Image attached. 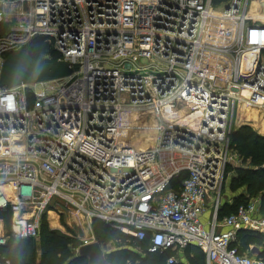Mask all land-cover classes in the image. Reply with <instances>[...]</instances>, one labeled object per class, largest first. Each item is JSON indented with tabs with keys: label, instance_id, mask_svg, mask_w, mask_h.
<instances>
[{
	"label": "built area",
	"instance_id": "built-area-1",
	"mask_svg": "<svg viewBox=\"0 0 264 264\" xmlns=\"http://www.w3.org/2000/svg\"><path fill=\"white\" fill-rule=\"evenodd\" d=\"M249 1L0 0V74L39 38L79 65L0 87V209L12 232L39 236L58 200L151 253L195 246L206 264H264L232 246L240 230L264 232L260 202L219 218L236 111L264 121V21L248 16ZM133 112L134 129L151 118L156 146L121 140Z\"/></svg>",
	"mask_w": 264,
	"mask_h": 264
},
{
	"label": "trees",
	"instance_id": "trees-1",
	"mask_svg": "<svg viewBox=\"0 0 264 264\" xmlns=\"http://www.w3.org/2000/svg\"><path fill=\"white\" fill-rule=\"evenodd\" d=\"M214 2L216 5H221L228 0H214ZM28 53L36 59L45 58L48 54L55 59L58 58V54L52 47L40 38L32 42L28 48ZM233 144H235V150L241 158L244 160L251 159L253 168L237 167L239 175L232 176L229 189L232 192L238 189L245 190V192L260 190L261 211L264 214V136L254 132L248 126H242L231 134L232 148ZM181 180L182 178L177 183H180ZM235 199L232 200V203L225 202L221 206L219 210L220 219L235 212L240 205L248 203V200H245V202L235 206L233 203ZM46 215L42 218L39 235L42 248L41 260L37 261L36 247L31 243L34 237L17 238L10 235L4 244H0V264H88L85 258H74L77 253L72 248H79L83 243L77 237L50 229L46 222ZM0 219L10 228L13 213L10 209H0ZM92 226L96 239L103 248L112 244L116 246L111 251H107V260L110 264H168L167 260L175 255L172 250L157 253L148 252L145 243L129 238L110 228L99 219H94ZM127 243L134 247H144L147 257L142 258L137 255L133 247L131 249L125 246ZM232 246L236 247L239 253H248L249 256H252L251 250L254 247L259 250L258 257L264 259V233L240 230L237 240L233 242ZM183 254L187 261L186 264H206L205 254L198 247L189 246ZM175 264H185V262L180 261Z\"/></svg>",
	"mask_w": 264,
	"mask_h": 264
},
{
	"label": "rangeland",
	"instance_id": "rangeland-1",
	"mask_svg": "<svg viewBox=\"0 0 264 264\" xmlns=\"http://www.w3.org/2000/svg\"><path fill=\"white\" fill-rule=\"evenodd\" d=\"M263 9H264V6H262L260 11L264 12ZM248 109L249 107H241L236 111L237 118L234 124L233 131L237 130L238 128L242 126H248L254 132L264 136L263 114L257 110L248 111ZM148 124H152L151 118L148 116L142 117V119L139 122V126H138L139 131H138V128L130 130L129 136L126 139L128 143L135 145L137 149H140V148L146 149V148L156 146V143L158 142V139H156V131H153L151 134H149L148 137L146 136ZM145 126L146 128H144ZM234 145L235 144H233V148L232 147L231 148L233 150V153L237 155V163L235 164V167L230 166L228 167L226 171L225 182H224L225 186L222 192V199L224 201H227L229 200L230 197L234 195V197L236 198L235 201L233 202L235 206L245 202V200L261 201V191L260 190L259 191L252 190L251 192H247V191L245 192V190L238 189L237 191L232 192L229 189L232 176L239 175L236 169L237 166L241 168H253L251 159L244 160L243 158H241L238 152L235 150ZM242 193L244 194V196H241L243 195ZM52 205L53 206L51 207L50 211H52V209L54 208L52 211L54 213L51 212L52 214L50 215V212H47V215H46V222L50 229L56 230L63 234H67L69 236L77 237L82 243L84 242L85 239H93V238L96 239L97 238L94 233L93 226L92 225L90 226V223L93 224V221H89L87 218H82L80 214L75 213L74 210L76 209V207L69 208L67 204H65L62 201H58V200H55ZM1 226L2 228H0V234L4 235L6 238H8L10 235L15 236L17 238H30L26 235H22V233H19V234L13 233L11 226L10 228H8L6 223L3 220L2 222H0V227ZM31 243L35 245L36 259L37 261H40L42 257L41 238L39 236H36L32 238ZM125 246L131 249L133 247V249L136 250L137 255H139L140 257L142 258L147 257L144 247H134V246L129 245L128 243ZM114 248H116V246L115 244H112V245L106 246V248L104 249L109 252ZM72 249L74 250L75 253H77L78 248H72ZM182 256L183 255L181 251L175 252L174 257L176 259H181ZM179 262L180 261H178L177 263Z\"/></svg>",
	"mask_w": 264,
	"mask_h": 264
},
{
	"label": "water",
	"instance_id": "water-1",
	"mask_svg": "<svg viewBox=\"0 0 264 264\" xmlns=\"http://www.w3.org/2000/svg\"><path fill=\"white\" fill-rule=\"evenodd\" d=\"M226 8L229 6L226 5ZM78 70V64L55 58L36 59L26 49H21L7 56L0 74V87L36 85L71 76ZM253 253L259 254V251L253 249ZM107 254L96 240L82 244L74 258H85L88 264H110Z\"/></svg>",
	"mask_w": 264,
	"mask_h": 264
},
{
	"label": "bare ground",
	"instance_id": "bare-ground-1",
	"mask_svg": "<svg viewBox=\"0 0 264 264\" xmlns=\"http://www.w3.org/2000/svg\"><path fill=\"white\" fill-rule=\"evenodd\" d=\"M264 5V0H250L248 2V6L246 9V13L248 14V16H254L255 18H259L262 21H264V12L260 11L261 7ZM264 10V9H263ZM250 60L247 59V63ZM243 107H245V105H243ZM251 110H255L252 108H249L248 111ZM169 111H171L172 114H176V116L180 117L181 119H183V117H185V115L187 113H189L188 108L184 107L181 110H176L173 107L169 108ZM256 115V114H255ZM252 116V115H251ZM138 117V114L133 112L132 114H126L125 116V128L122 130L123 133V138H121V140L124 142V140H126V137L129 136L130 130L134 129V127H136L137 123H136V119ZM253 117V116H252ZM258 119V118H257ZM146 125V124H145ZM263 125V123H262ZM139 131V130H138ZM153 131H156V126L154 123L152 124H148L147 125V131H146V136L148 137L149 134H151ZM151 138V137H150ZM150 140V139H149ZM155 141V140H154ZM135 146V145H134ZM136 147V146H135ZM142 149V148H140ZM50 211V215L54 212ZM88 236V235H87Z\"/></svg>",
	"mask_w": 264,
	"mask_h": 264
},
{
	"label": "crops",
	"instance_id": "crops-1",
	"mask_svg": "<svg viewBox=\"0 0 264 264\" xmlns=\"http://www.w3.org/2000/svg\"><path fill=\"white\" fill-rule=\"evenodd\" d=\"M237 118V117H236ZM236 118H235V122H236ZM235 124V123H234ZM233 129H234V126H233ZM264 131V130H263ZM232 132H233V130H232ZM230 142H231V137H230ZM230 167V166H229ZM233 167H235V165H233ZM237 167H239V166H237ZM228 169V168H227ZM227 171V170H226ZM224 183H223V187H222V190H221V199H222V192H223V189H224ZM235 197H234V195L232 196V197H230L229 198V200H227V201H224L223 199L221 200V202H222V205L225 203V202H228V203H232V200L234 199ZM259 201V200H258ZM260 202V214H261V216H264V214L262 213V211H261V201H259ZM53 211V210H52ZM50 212V211H49ZM76 213V212H75ZM77 215V214H76ZM80 216V215H79ZM82 218H85V217H83V216H81ZM207 215L206 216H204V218H206L207 219ZM0 222H2V219H0ZM0 228H2V226L0 227ZM259 233H264V232H259ZM253 249H256V248H254V247H252V250H251V254H252V256H258V254H256V253H253ZM261 249V248H260ZM258 250V249H257ZM259 251V250H258ZM184 251L182 252V258L181 259H177L178 261H183V262H185V264L187 263V261H186V259H185V257H184ZM248 254V253H247Z\"/></svg>",
	"mask_w": 264,
	"mask_h": 264
}]
</instances>
